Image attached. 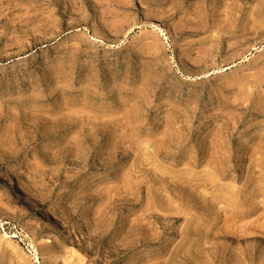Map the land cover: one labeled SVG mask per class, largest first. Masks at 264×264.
Listing matches in <instances>:
<instances>
[{
  "label": "rangeland",
  "instance_id": "obj_1",
  "mask_svg": "<svg viewBox=\"0 0 264 264\" xmlns=\"http://www.w3.org/2000/svg\"><path fill=\"white\" fill-rule=\"evenodd\" d=\"M264 264V0H0V264Z\"/></svg>",
  "mask_w": 264,
  "mask_h": 264
},
{
  "label": "bare ground",
  "instance_id": "obj_2",
  "mask_svg": "<svg viewBox=\"0 0 264 264\" xmlns=\"http://www.w3.org/2000/svg\"><path fill=\"white\" fill-rule=\"evenodd\" d=\"M61 263H62L61 257H56L55 261H54V264H61Z\"/></svg>",
  "mask_w": 264,
  "mask_h": 264
}]
</instances>
